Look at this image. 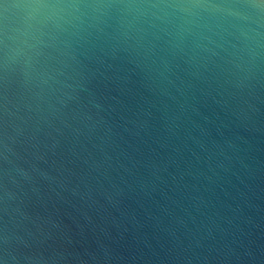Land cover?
Returning a JSON list of instances; mask_svg holds the SVG:
<instances>
[{"label": "clouds", "instance_id": "clouds-1", "mask_svg": "<svg viewBox=\"0 0 264 264\" xmlns=\"http://www.w3.org/2000/svg\"><path fill=\"white\" fill-rule=\"evenodd\" d=\"M121 61L132 106L130 76L105 75ZM260 106L264 0H0V264H47L21 251L26 201L58 181L42 163L122 169L140 193L170 177L204 203L201 189L264 171Z\"/></svg>", "mask_w": 264, "mask_h": 264}, {"label": "water", "instance_id": "water-1", "mask_svg": "<svg viewBox=\"0 0 264 264\" xmlns=\"http://www.w3.org/2000/svg\"><path fill=\"white\" fill-rule=\"evenodd\" d=\"M130 67L121 61L105 75L130 76L124 87L132 106L140 88ZM112 87L101 85V90L111 95ZM256 156L264 160V153ZM53 159L58 181L38 185L24 205L29 219L23 223L36 237L28 239L30 248L21 245L28 255L43 256L47 264H264V171L251 180L241 174L243 183L235 176L231 183L227 177L216 181L210 191L201 189L204 203L187 204L170 177L167 186L140 193L136 178L122 169L89 174L87 165L75 157L65 163L62 155L40 166ZM121 161L127 163L123 156ZM179 187L183 192L182 183Z\"/></svg>", "mask_w": 264, "mask_h": 264}]
</instances>
